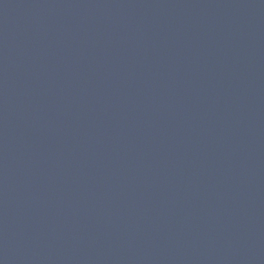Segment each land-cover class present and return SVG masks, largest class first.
Returning <instances> with one entry per match:
<instances>
[{"label":"water","instance_id":"water-1","mask_svg":"<svg viewBox=\"0 0 264 264\" xmlns=\"http://www.w3.org/2000/svg\"><path fill=\"white\" fill-rule=\"evenodd\" d=\"M0 264H264V0H0Z\"/></svg>","mask_w":264,"mask_h":264}]
</instances>
